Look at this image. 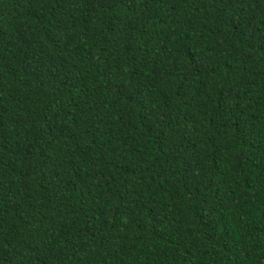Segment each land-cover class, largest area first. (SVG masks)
Listing matches in <instances>:
<instances>
[{
  "label": "trees",
  "instance_id": "1",
  "mask_svg": "<svg viewBox=\"0 0 264 264\" xmlns=\"http://www.w3.org/2000/svg\"><path fill=\"white\" fill-rule=\"evenodd\" d=\"M0 264H264V0H0Z\"/></svg>",
  "mask_w": 264,
  "mask_h": 264
}]
</instances>
